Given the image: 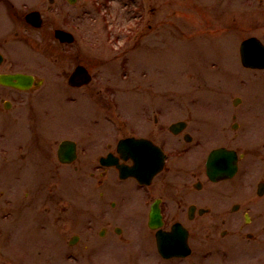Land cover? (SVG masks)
Here are the masks:
<instances>
[{"label":"flooded vegetation","instance_id":"1","mask_svg":"<svg viewBox=\"0 0 264 264\" xmlns=\"http://www.w3.org/2000/svg\"><path fill=\"white\" fill-rule=\"evenodd\" d=\"M255 3H259L261 10L264 0ZM15 20L18 19L15 17ZM27 26L28 29H22L23 34H15L13 41L5 38L0 43V79L20 74L26 80L32 78L30 89L22 91L0 83L1 89L34 94L47 83L45 74L42 73L45 77L36 74L41 67L44 70L45 65L30 61L28 51L36 52L33 48L43 57L54 55V61L62 65L67 62V82L75 64L92 73L99 85L96 90L89 85L72 91L102 99L115 97L118 92L115 89L124 86L123 79L119 76L115 79V74L112 81L103 82L107 78H103V67L114 60L93 58L87 61L88 58H81L79 53L70 52L73 44H63L50 37L58 42L59 47H56L48 38H32L31 25L27 23ZM234 29L239 30V27ZM252 36L246 35L241 40ZM19 46L28 50L27 53H10ZM238 63L252 73L248 76L233 74L231 108L205 107L203 109L210 111L206 113H194L187 108L185 116L173 121V110L156 103L134 111L132 117L125 112L115 116L113 108L101 102L100 109L109 127H101L97 121L92 126L87 125L86 149L83 152L78 149L76 159L69 164L59 158L62 141L55 134L59 132L57 128L41 129L38 113L30 108L35 136L32 152L36 149L39 153L36 147H42L43 154L23 159L18 156L21 160L16 161L15 166L13 161L7 162L8 173L24 185L20 203L6 199L9 220L13 219V214L20 217L30 213L44 220L45 216L54 217L53 225L65 242L62 259L67 254L72 258L62 264L77 261L88 264L99 255L102 261L97 260L98 264H111L107 257L114 254L116 247L98 241L101 238L117 240L121 251L119 248L116 251L122 264H141L142 259L149 258H155V264H264V107L256 106L257 99L251 95L254 89L264 87V69L247 68L241 60ZM30 68L32 71L27 70ZM57 73L63 77L59 71ZM112 82L117 85L109 86ZM140 87L138 84L137 88ZM152 91L150 87L149 92ZM163 98L173 102L171 96ZM6 102L10 107L4 102V108L11 109L12 103ZM6 134L0 130V138ZM130 138L142 141L137 155H131L129 148H124L123 152L118 150L119 142ZM26 145L19 146L21 153L27 151ZM97 146L101 147L100 154L95 151ZM157 146L165 154V161L162 169L151 177L145 172L142 179H123L116 167L100 163L102 157L109 156L126 165L155 162L161 157L153 150ZM216 149H225L218 168L221 175H226L223 169H228L231 174L228 177L214 179L209 174V157ZM6 152L8 158L11 152ZM220 159L221 155L218 162ZM28 166L33 168L29 170ZM65 166L73 170V181L70 173L62 172ZM30 173L36 181L28 179ZM63 177L69 178L70 190L63 189ZM85 183L90 185L85 187ZM94 234L99 238L95 239ZM22 259V264H28L27 255Z\"/></svg>","mask_w":264,"mask_h":264},{"label":"rangeland","instance_id":"2","mask_svg":"<svg viewBox=\"0 0 264 264\" xmlns=\"http://www.w3.org/2000/svg\"><path fill=\"white\" fill-rule=\"evenodd\" d=\"M255 1L76 0L70 3V0H55L56 6L49 11L50 0H0V36H2L0 43H3L5 38L13 41L17 32L23 34L22 29H28L24 19L25 14L38 10L43 16L44 25L40 30L29 28L32 38L49 39L50 43L53 42L56 47H59L58 42L51 39L58 30L74 33L77 40L73 47L69 48L70 52L79 53L81 58H88L87 61L98 58L100 53L104 52L106 59L114 60L103 67L105 74L103 78L107 77L104 81L102 80L105 84L108 79L112 81L113 74L117 79L119 71H122L121 66L119 69L118 65L124 63L118 62L119 57L115 55L126 52L122 58L129 60L125 62V71L129 81L123 83L125 89L118 98L120 103L121 100L123 102L124 111L133 117L134 111L148 108L152 102H157L162 103L163 107L171 108L173 121H176L181 116H185L184 112L188 110L187 108L194 113H206L210 111L203 109L205 107L206 109L207 107H232L233 74L248 76L252 73L250 70L243 69L238 63L240 40L246 35L259 36L264 40V3L260 10L259 3ZM15 17L18 20H15ZM236 26L240 31L234 29ZM141 33L146 34L143 38L144 42H155L154 45H158L157 49L163 48L161 59L158 56L153 64L154 67H158L156 74H148L146 77L142 76V71L146 69L145 67L139 68L136 51H126L137 43L135 36ZM233 35L236 38H233ZM33 49L37 53L22 50L20 46L12 49L10 53L18 51L24 55L28 51L32 63L35 61L43 63L45 69L41 67L42 70L39 69L36 74L39 76L45 74L48 86L36 94L17 93L0 88V130L7 132L4 138H0V227L4 225L3 228L11 232L14 228L11 245H15L28 256V264H62L66 260L62 259L65 242L61 234L54 226L49 225L43 228L44 222L53 224L54 217L45 216L44 220V217L36 218L29 213L25 216H16L17 218L11 219L12 221H6L5 200L13 199L14 203H20L24 187L20 184L23 181L13 179L8 173L7 162L13 161L15 166L16 161L23 159L24 156L43 154L42 147H36L38 151L40 150L39 153L36 149L35 153L32 152L33 144H35L32 139L35 136L33 134L34 121L31 117L33 110L30 108H34L35 112H37L36 108L41 107L42 112L51 110L55 113L57 121L56 126L52 125L50 129L57 128L56 130L59 131L55 133L57 138L77 141L87 131L84 125L89 126L92 118H101L102 110L98 100L104 99L88 97L80 91L70 90L67 82L68 63L64 61L62 65L54 61V55L43 57L37 49ZM213 62L217 65H212ZM29 66L33 67L30 64ZM79 66L74 64L72 69L75 70ZM53 69L56 72L59 71L63 77L56 74ZM27 70L32 71L31 68ZM150 82L151 86L148 85ZM138 84L141 85L140 88H136ZM114 85L117 83L109 84V86ZM223 86L225 90L222 89ZM97 87L99 85L95 82L91 86L95 90ZM150 87H152V92H149ZM214 88H217V91L212 93ZM67 95L77 97L75 101L78 102L67 103L70 101ZM158 95L159 97L171 96L174 102H168L166 98L157 99ZM189 95H195L197 98L200 96L201 100H204L199 108H196L197 103L189 106L183 102V97ZM251 95L253 99H257L256 106L263 109L264 87L254 89ZM6 101L12 103L11 109L4 108ZM39 123L46 128L42 119ZM46 123L49 126L51 119L47 118ZM100 124L101 127L105 125V128L109 127L107 121L102 118ZM39 134L43 138V132ZM23 144H27V151L21 153L19 146ZM100 150V146L95 149L96 152ZM6 151L11 152L8 158L5 157L7 156ZM27 161L28 158L24 160L25 163ZM27 168L30 170L33 166ZM61 170L74 177V172L69 167H62ZM32 174L27 175L28 179L36 181ZM89 185L90 183H85V187ZM66 188L68 190V187ZM94 201L96 202L95 199ZM94 236L95 239L99 238L98 235L94 234ZM1 240L6 243V234ZM98 241L111 243L113 247H116L114 254H110L107 259L111 264H122L123 261L118 258L119 253L116 251L118 248L121 251L116 239L101 238ZM7 248L5 246L0 248V264H14L12 258L14 255ZM15 259L16 262L21 260L20 257H15ZM96 260L101 262L102 255L97 256ZM150 261L155 264L156 259H142L141 264H148ZM74 264L81 263L75 262Z\"/></svg>","mask_w":264,"mask_h":264},{"label":"water","instance_id":"3","mask_svg":"<svg viewBox=\"0 0 264 264\" xmlns=\"http://www.w3.org/2000/svg\"><path fill=\"white\" fill-rule=\"evenodd\" d=\"M75 1L76 0H70L71 3H74ZM27 20L29 22H31L33 25H35L36 27H41V25H42V20H41V16H40V13L39 12H32V13H30L27 16ZM56 36L59 37L62 42H72L73 41V38L68 33H66L65 31L58 30L56 32ZM248 49L249 48L247 46L246 47L243 46V49H242L243 59L245 60V62H247L249 64L251 63V65H255V64L258 65L257 63H253L252 62V61H254V58L255 57L252 54H249L248 53ZM77 75L78 74L76 73L75 76L72 78L73 81L75 80V78H76ZM14 79H18L19 83L21 82L20 77H12V78L9 77L8 79H5L3 82L6 83V84H8V85H13V86L20 87L18 84H15L13 82ZM70 152H73L72 147L70 148Z\"/></svg>","mask_w":264,"mask_h":264}]
</instances>
